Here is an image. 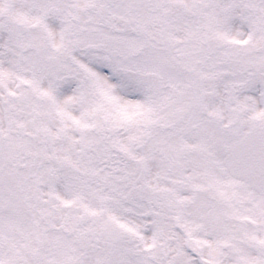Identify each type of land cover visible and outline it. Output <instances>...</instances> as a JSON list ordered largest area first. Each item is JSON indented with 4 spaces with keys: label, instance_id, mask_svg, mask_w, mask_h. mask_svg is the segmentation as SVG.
<instances>
[{
    "label": "snow or ice",
    "instance_id": "1",
    "mask_svg": "<svg viewBox=\"0 0 264 264\" xmlns=\"http://www.w3.org/2000/svg\"><path fill=\"white\" fill-rule=\"evenodd\" d=\"M0 264H264V0H0Z\"/></svg>",
    "mask_w": 264,
    "mask_h": 264
}]
</instances>
